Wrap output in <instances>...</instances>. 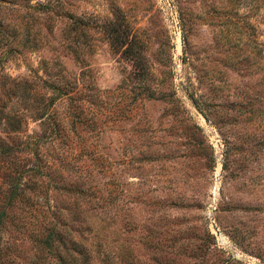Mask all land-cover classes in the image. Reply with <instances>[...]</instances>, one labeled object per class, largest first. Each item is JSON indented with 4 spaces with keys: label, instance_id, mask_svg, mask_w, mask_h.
<instances>
[{
    "label": "rangeland",
    "instance_id": "1",
    "mask_svg": "<svg viewBox=\"0 0 264 264\" xmlns=\"http://www.w3.org/2000/svg\"><path fill=\"white\" fill-rule=\"evenodd\" d=\"M47 134L39 198L90 254L264 264V0H0V137Z\"/></svg>",
    "mask_w": 264,
    "mask_h": 264
},
{
    "label": "trees",
    "instance_id": "2",
    "mask_svg": "<svg viewBox=\"0 0 264 264\" xmlns=\"http://www.w3.org/2000/svg\"><path fill=\"white\" fill-rule=\"evenodd\" d=\"M10 124L12 133L21 129L17 121ZM51 129L55 136L57 127ZM51 135L41 138L27 135L22 140L14 136L9 138L10 143L0 137V264H116L109 254L98 250L94 256L82 242H74L71 231L65 228L61 212L39 198L44 195L43 177L46 176L45 163L40 164L44 155L41 148L45 141H52ZM22 153L35 158L31 166L25 165L30 159L19 158ZM17 209L22 217L14 212ZM9 224L15 232L27 234L25 237L34 249L29 262H23L16 250L13 251L15 245L3 240ZM31 225L33 227L29 228Z\"/></svg>",
    "mask_w": 264,
    "mask_h": 264
}]
</instances>
